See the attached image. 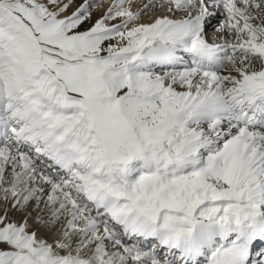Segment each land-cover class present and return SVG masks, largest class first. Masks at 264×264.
<instances>
[{"label":"bare ground","instance_id":"6f19581e","mask_svg":"<svg viewBox=\"0 0 264 264\" xmlns=\"http://www.w3.org/2000/svg\"><path fill=\"white\" fill-rule=\"evenodd\" d=\"M88 1H61L63 18L44 14L39 29L29 24L36 41L40 33L51 48L58 38L66 51L81 46L87 64L95 60L105 70L96 103L85 100L96 90L85 69L75 76L81 89L66 87L56 70L57 82L49 85L51 61L26 31L18 33L26 23L20 13L12 12L19 18L14 27L0 25L1 53L17 58L22 51L20 69L8 67L0 86V104L21 126L0 123V218L19 207L23 219L20 229L0 233V249L13 236L10 251H19L8 264H212L220 245L244 229L256 244L249 264H264V0H231L196 19L177 4L173 18L145 24L146 2L124 0L109 16L113 0L94 10ZM41 2L53 8L51 0ZM129 18L133 30L123 26ZM213 27L214 44L205 32ZM175 63L173 76L145 72ZM69 92L95 104L89 124L60 105ZM28 98L32 108L19 110ZM114 135L137 146L127 171L109 163L121 141L109 149L104 138ZM90 147L96 150L90 170L78 176L72 164ZM140 167L144 177L130 180ZM140 198L165 208L158 225L134 211ZM25 203L27 210L19 206Z\"/></svg>","mask_w":264,"mask_h":264},{"label":"rangeland","instance_id":"374dc122","mask_svg":"<svg viewBox=\"0 0 264 264\" xmlns=\"http://www.w3.org/2000/svg\"><path fill=\"white\" fill-rule=\"evenodd\" d=\"M51 1L53 2V8L52 7L47 8L46 6H44L42 4L41 0H0V25L2 24L3 26L14 27L13 26L14 23L16 21H18V19H19L15 13H12V12L16 11L17 13H20V15L26 21V23L23 22V25H21L22 29L18 30V33H21L22 31H24V32L26 31L29 34L30 38L32 39V37H33L32 40L36 41V37L33 36V34L30 31V24L33 25L35 29L36 28L39 29L41 27V23L43 21L44 14H48V17L54 18L55 20H58V19H61L64 17L62 15V13L64 11V10H62L63 5L60 6V4H59V2H61V1L64 3V0H51ZM103 1L104 0H89L87 3L90 6V10L99 9L100 6L102 8H107V7L103 6ZM113 1L115 2V6L112 7L111 10H108L109 16L115 14L117 12V10L120 8V6H122V4L124 3V0H113ZM138 2H139V4L146 2L147 4L150 5L149 10L147 11L148 15L143 17V21L141 22V23L144 22L143 24H145L146 22H150V21L154 22V21H156L162 17L171 18V16H172V18H173V13L170 12V8L175 7L174 5H177V4H182V5L185 4L184 7H182L181 11L187 13V15L196 16L199 13L198 8L194 4H192L191 0H138ZM67 3H68V5H70L71 4L70 0H67ZM87 3H86V5H87ZM54 12L55 13L58 12L59 14L57 16L53 17V15L55 14ZM11 14H15L16 16L15 15L13 16ZM8 15L11 16L12 19ZM178 17H180L179 14L177 16H174V19H178ZM258 18L256 19V16H255V19H256L255 21H257ZM133 22H134V19L129 18V19L125 20L123 26L133 30V28L135 27L133 25ZM206 28H207V26H206ZM205 32H206V38L209 40L210 43L214 44V41H215L214 38H216V36L219 34V32L215 29V27H213L212 29H209V30L206 29ZM203 36H205V34ZM111 37H113V39H116V36H111ZM201 38H203V40H205V37H201ZM242 38H244V36L241 37V41H242ZM45 39L46 38L43 37L42 34L38 33V41L39 42L36 41L37 42L36 48L38 50L37 52L40 53V55H42L44 60L51 61V62H48V67L51 68L52 70L49 71L48 76L46 74V77H45L46 80L48 81L49 85L50 84L53 85V83L57 82V81H55L56 80L55 76L53 77L54 70H56V72H58L60 74V76L64 79V81L66 82V83L64 82L66 87H68V88L70 87V88H74V89H81V85L76 80L77 77H75V76H79V73H81L83 71L85 72V70L89 71L91 74L86 73V74H84V76H88L91 78V82H92L93 86L96 88V90H95L94 96H89V98H86L85 100H86V102H89V103L90 102L96 103L97 97H100L101 90L103 89L105 83L107 82V80L105 79V76L103 75V72H105V70H103L100 67V65L98 64V62L95 60L91 66L87 64V62H86L87 54L85 52H83V51H85L83 49V47L78 46V48L75 51H66L64 49L65 48L64 43H63V45L61 44L63 41L61 40V38H58L57 41H55V43H54L56 46L54 45L52 47V48H56V49H52L51 47H49V46L45 45V43H43V41ZM168 47H170V45H168ZM0 53H1V50H0ZM15 53L18 55L17 58H14L13 54L11 52H7L6 50H5V52L1 53V55H0V65L3 66L2 74H0V86H1V88L4 87V85L6 84V81L4 80V75L7 74L6 69L13 64L15 65V67L18 70L20 69V64L22 63V58H21L22 51H16ZM2 57L7 59V61L5 63H2ZM143 58H142V60H144ZM232 58H235L234 55L232 56ZM233 60H230V58H228V62L230 63L229 66H232L234 64ZM178 66H179V64L175 63L172 66H167V67L165 66L164 69L161 68V69H150L149 70V68H148L145 70V72L149 73V74H152V73L157 74V73L161 72L162 74H164L163 77L165 78L166 76H170V75L173 76L175 70L176 71L178 70V68H177ZM44 68L45 67H43V69ZM77 71H79V72H77ZM172 71H173V74H172ZM237 71H239V70H237ZM72 73H73V75H72L73 78L70 79L69 82H67L69 76ZM100 73H102V76H100ZM161 73L159 75H162ZM37 75H39V74H37ZM43 76H45V73L42 74L40 77H43ZM50 77H53V79L51 78V80H50ZM24 80L25 81H27V80L28 81H34L37 79L32 80V79L27 77ZM67 96H68V98L66 100L67 104H65V103L61 104L62 101L60 100L61 101V102L59 101L60 105H62V107H64V108L66 107V108L70 109V110H67V112H70V111L71 112H73V111L77 112L81 117V118L79 117L78 120L81 122V124L83 126L89 124V120L91 117L89 110L95 104H87L86 102H84L85 100H83L84 97L77 94L76 92H69L67 94ZM55 97L56 98L53 100V102L57 101V99H58L57 97H59V95L57 94V96H55ZM28 99H27V102L26 101H24V103L22 102L23 105H20L21 102L18 104V105H20L19 110L24 111V109L25 108L27 109L28 106H30L29 109L32 108L34 101H32V98H28ZM22 106H25V107H22ZM0 108H2V107L0 106ZM77 109L79 111H77ZM5 111H6V113L0 109V120L2 119V120H4V123H8L10 126H13L12 128H17V129L21 128V126H17V124L13 123V121L10 119V116H9L10 111H8V110H5ZM74 112L71 114H74ZM133 129H134L133 127H130V131L131 130L133 131ZM22 130H20V131L23 132ZM104 139L109 144V149H110V147H113L114 140H119L128 146V148L130 149V153H131L130 158H126L124 156L118 155V154L114 153L112 150H110V152H111L110 156L112 158L108 159L110 164L116 165V166H118V168L123 169L122 172L124 170L127 171V168L129 166H131L130 164H132L131 160L134 157V155L136 154L135 150H136L137 146L132 144V142H130V140L128 138H124V137L122 138V137H119L116 135L112 136L109 139L108 138H104ZM98 145H99V141H98ZM95 152H96V150L93 149V147L92 148L90 147L84 153L79 155L77 157V159H75L76 163L72 164V171L74 173H76V175L78 174V176H86L88 171L90 170L89 167H91L89 165L88 157L90 155H94ZM86 160H88V161L86 162ZM139 169H140V171L136 170V172H134V175L130 177V180L133 181V180H135V178L141 179L144 177V174H143L144 170L142 169V167H140ZM132 170H130V173ZM126 171L124 172V174L126 173ZM152 175L153 174L151 172H148V177H153ZM250 185L251 184H247V186L249 188L251 187ZM30 193L33 194L32 191L29 192L28 194H30ZM28 194L26 195V197L28 196ZM31 201H32V197H31V200H28V202L30 203ZM137 202H139L143 206L157 205L162 211H165V208L157 201L154 202L153 200H151L149 202H143V200L140 198V200L137 199ZM19 206L21 208H23L24 210H27V207L29 205L27 203H25L24 205L19 204ZM18 210L21 211V209H19V207H18ZM19 211L16 212V211H13L12 209H5V213H3L1 216L3 218H0V233L1 234H4L9 229H13V232L15 231L16 228L20 229L21 222L23 221V219L21 220L22 214L19 213ZM64 218H65V216H64ZM51 223H56V222H55V220L54 221L52 220L51 222H49V224H51ZM56 224H58V223H56ZM98 231H100V228L98 229ZM36 232H37V230H36ZM34 236L35 235L30 236L32 241H33ZM12 240H13V236H12ZM12 240H11V242H10V238L4 239V241L2 240L3 244H1V245H2L3 249H0V252H1L0 253V261H2L4 264H8L9 260H12L15 257V255H17L19 253V251H16L14 246H13L12 251H10ZM28 242L29 241L27 240V243ZM29 244L31 245L32 242H30ZM17 245H18V243H17ZM149 248H151L150 244L148 245L147 249H149ZM48 251H49V249L46 251V254H44L41 257L46 258V256L49 253ZM52 253H51V257H52ZM40 254H41L40 252L37 254L33 253V255H31V256H26L27 258H25L24 260L29 259V261H30V260L36 259L37 256H39ZM158 259H163V258L160 255V258H158ZM19 264H22V261H19Z\"/></svg>","mask_w":264,"mask_h":264},{"label":"water","instance_id":"95a60500","mask_svg":"<svg viewBox=\"0 0 264 264\" xmlns=\"http://www.w3.org/2000/svg\"><path fill=\"white\" fill-rule=\"evenodd\" d=\"M113 149L118 154L130 156L129 149L121 142H118ZM133 209L152 223L157 224L160 220L161 210L157 206L143 207L138 202H134Z\"/></svg>","mask_w":264,"mask_h":264}]
</instances>
